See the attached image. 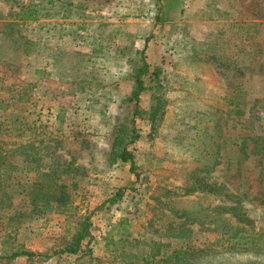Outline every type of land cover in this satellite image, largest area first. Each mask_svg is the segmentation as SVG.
I'll return each instance as SVG.
<instances>
[{
	"label": "rangeland",
	"instance_id": "obj_1",
	"mask_svg": "<svg viewBox=\"0 0 264 264\" xmlns=\"http://www.w3.org/2000/svg\"><path fill=\"white\" fill-rule=\"evenodd\" d=\"M0 122V264H264V0H0Z\"/></svg>",
	"mask_w": 264,
	"mask_h": 264
},
{
	"label": "trees",
	"instance_id": "obj_2",
	"mask_svg": "<svg viewBox=\"0 0 264 264\" xmlns=\"http://www.w3.org/2000/svg\"><path fill=\"white\" fill-rule=\"evenodd\" d=\"M37 12L36 8H29L28 9V15H34ZM147 65L144 64L142 68L138 70V74L144 73L146 71ZM143 89L142 82L138 78L137 79V91L140 92ZM21 98V97H20ZM232 100L229 101V104L234 105V111L236 115L242 116L243 115V109L238 106L237 102L235 103ZM136 113H139V110L135 111ZM13 118L11 121L13 123L28 125L27 121H23L24 117L23 115L14 114L11 115ZM4 126L6 124V120L3 118ZM1 125V122H0ZM137 135L136 130L132 126L131 128H117L114 132V138L111 144V154L113 156V160L120 159L124 162L129 161L133 164V155L130 153L128 146L133 140L135 139ZM5 142L0 139V161L4 160L7 151L3 150L5 148ZM30 142H24L20 144V149H23L21 152L26 159H31V155H29V149L31 148ZM9 153H12L10 151ZM1 166H4L8 169L12 168V164L9 161H3L0 163ZM264 189V184L260 187L259 191L261 192ZM258 191V192H259ZM56 192V191H55ZM54 191H50L51 194L55 193ZM58 192V191H57ZM61 196L58 197L60 199ZM264 202V201H263ZM226 212L228 214L227 222L230 223V226L226 231H221L220 236L221 239L224 238L223 241H225L224 244L228 247H251L252 249H264V227H257L255 225V221L250 219V217L246 214V209L242 206V204L239 203V201H236L235 204H229L226 208ZM85 226L82 227L81 230H78L75 234L74 242L66 247V250L68 251H76L79 248V245L82 242V239L84 238L86 234ZM218 244H213L212 246H221ZM193 250L190 246L186 247H178L172 251V253L162 256V260L167 259H174L178 263L181 261H185L190 259L194 256ZM18 255H28L31 256L33 253H26L25 251H18L13 252L9 257L13 258Z\"/></svg>",
	"mask_w": 264,
	"mask_h": 264
}]
</instances>
